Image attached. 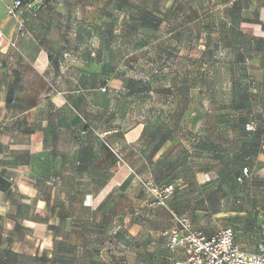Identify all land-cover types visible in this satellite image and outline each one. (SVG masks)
Wrapping results in <instances>:
<instances>
[{
  "label": "crops",
  "instance_id": "obj_1",
  "mask_svg": "<svg viewBox=\"0 0 264 264\" xmlns=\"http://www.w3.org/2000/svg\"><path fill=\"white\" fill-rule=\"evenodd\" d=\"M15 1L0 0V31L6 37L0 40V264H175L181 255L170 252L162 236L175 225V210L169 206L146 208L147 192L141 183H150L157 192L170 188L176 194L191 178L196 186L234 180L244 167L251 171L250 180L263 182L264 152L258 151V134L264 132V79L249 89L243 101L237 85L232 84L233 101L220 117L224 120L194 131L185 149L178 139L149 133L145 122L120 125L106 116L107 111L84 110L82 101L88 92L84 83L73 88L61 83L65 63L56 54L63 52L64 41L49 36L55 13L44 17L25 11L13 18L7 8ZM76 3L79 12L87 7L83 1ZM104 4L111 8L113 0H104ZM263 10L240 22V31L261 45L253 57L255 64L264 62ZM19 24L25 35L14 50L7 40L15 38ZM103 49L100 46L98 64L95 60L90 65L102 85L99 88L98 84L97 92L122 83L103 73ZM116 86L114 92L120 88ZM240 103L244 107L254 104L255 113L242 118ZM250 117L259 124L255 135L244 130ZM100 139H106L117 156L104 150ZM72 164L83 167L78 180L88 187L78 193L71 189L57 192L53 167ZM91 165L101 167L94 176L85 173L84 167ZM70 175L63 173L64 180L71 182L65 177ZM76 197L94 199L95 207L87 213L89 224L110 229L105 244L88 238L84 216L72 208L71 199ZM60 199L68 204L63 211L57 206ZM54 224H59L60 231H49ZM44 229L53 242L41 252V259L38 235Z\"/></svg>",
  "mask_w": 264,
  "mask_h": 264
},
{
  "label": "rangeland",
  "instance_id": "obj_2",
  "mask_svg": "<svg viewBox=\"0 0 264 264\" xmlns=\"http://www.w3.org/2000/svg\"><path fill=\"white\" fill-rule=\"evenodd\" d=\"M80 1L87 5L81 12L76 0H52L55 6L43 4L39 15H56L49 36L64 41L63 52L56 54L65 63L60 71L64 75L61 83L72 88L84 83L83 88L88 90L82 101L84 110L107 111L106 116L120 125L145 122L149 133L178 139L188 149L194 131L224 120L220 117L231 109L233 101L232 84L237 85L243 101L250 89L248 78L257 85L264 79V62L255 64L253 59L261 45L240 31V22L255 17L264 8V0H127V7V3H121L124 0H113L111 8L104 0ZM143 15L152 18L149 26L141 23ZM42 30L48 35L46 26ZM102 32H106L103 38ZM100 46L104 48L103 73L122 80L119 86L114 85L120 87L118 92H114V86L106 92L95 91L100 82L90 65L95 60L98 64ZM245 105L240 112L242 118L255 113L254 104ZM56 155L62 156V152ZM84 168L91 176L101 170L94 165ZM81 169L73 164L54 166L57 192L86 189L88 183L78 180ZM63 173L71 174L65 176L71 182L64 180ZM226 179L196 186L191 178L182 185L187 187L172 192L166 205L176 214L187 216L206 235L231 227L240 247L251 252L264 241V181ZM141 185L148 197L153 185L145 181ZM64 201L68 203L69 199ZM71 202L75 212L84 216L88 238L108 242L110 229L89 224L87 213L95 207L94 199L76 197ZM63 205L68 204L57 200L60 211ZM38 240L41 254L49 248L53 236L44 229Z\"/></svg>",
  "mask_w": 264,
  "mask_h": 264
},
{
  "label": "built area",
  "instance_id": "obj_3",
  "mask_svg": "<svg viewBox=\"0 0 264 264\" xmlns=\"http://www.w3.org/2000/svg\"><path fill=\"white\" fill-rule=\"evenodd\" d=\"M43 0H16L7 11L10 16L17 18L25 11H32L36 15L35 8L42 4ZM25 35L23 25L19 24V30L13 40H7L11 49L18 50V42ZM0 40H6L0 31ZM105 90V89H104ZM257 124L250 121L246 124L245 130L249 133L255 132ZM261 150L264 151V136L261 141ZM117 156V152L112 150ZM120 162H123L118 156ZM132 175H135L131 171ZM243 176L251 177L248 167L243 169ZM242 181V178L239 179ZM149 192L156 198L154 205L166 207V200L171 195V189H165L158 193L155 189ZM175 225L162 232L166 241V248L170 252L179 253L181 259L175 264H264V241L256 245L251 252L244 251L236 241L235 232L232 228L226 227L219 230L213 236H207L201 230L195 228L191 220L186 216H173Z\"/></svg>",
  "mask_w": 264,
  "mask_h": 264
},
{
  "label": "trees",
  "instance_id": "obj_4",
  "mask_svg": "<svg viewBox=\"0 0 264 264\" xmlns=\"http://www.w3.org/2000/svg\"><path fill=\"white\" fill-rule=\"evenodd\" d=\"M48 1H50V0H43V2H42V4L39 6V7H36L35 8V12H36V15L35 16H37L38 15V13H39V11H40V7L43 5V4H45V3H47ZM121 3H123V4H125V3H127V0H124L123 2H121ZM31 13V15H34L33 13H32V11L30 12ZM148 16H145V15H143L142 16V19H141V23L143 24V25H147L149 22H151V20H152V18H147ZM148 22V23H147ZM148 26H149V24H148ZM249 79V83H250V89H255L256 87H257V83H256V81L252 78V77H249L248 78ZM242 100V99H241ZM66 105V104H65ZM64 105V106H65ZM64 106H62V107H60V109H62ZM240 107H244V105H243V103H240V105H239ZM250 121H255L256 122V124H257V129H256V131L255 132H251V133H249V132H247L246 130H245V127H246V124H248ZM244 130H245V132L246 133H248V134H250V135H255V134H257L258 133V130H259V124H258V122L256 121V119L254 118V117H250V119L244 124ZM129 131H127L125 134H124V137H125V135L128 133ZM263 136H264V132H262V133H259L258 134V151L259 152H264V151H262L261 150V141H262V138H263ZM100 144L102 145V147L104 148V150H107V151H109V152H112L113 153V151L112 150H114V151H116V149L106 140V139H100ZM245 168V167H244ZM243 168V169H244ZM243 169L241 170V173L236 177V180L237 181H239V179L240 178H242V181L241 182H244V181H247L249 178H246V177H244L243 176ZM132 176H134V175H132ZM235 180V179H234ZM172 195V194H171ZM170 195V196H171ZM170 196H169V198H170ZM156 202V198L149 192V194H148V197H147V199H146V203H145V206H146V208H148V209H153L156 205H154V206H152V207H149V205H151V204H154ZM167 202V201H166ZM156 207H160V206H156ZM166 207H167V205H166ZM166 207H163V208H166ZM174 215H176V216H184V215H178V214H174ZM173 215V216H174ZM187 217V216H186ZM193 224V223H192ZM193 226H194V224H193ZM195 227V226H194ZM195 228H197V227H195ZM231 228V227H230ZM197 229H199V228H197ZM53 231V230H57V231H60V228H59V224H54L53 226H49V231ZM169 230V229H168ZM200 230V229H199ZM166 231V230H165ZM203 232V231H202ZM207 236H213V235H207ZM236 236V235H235ZM57 239H59V238H61V236H57L56 237ZM237 241V240H236ZM260 242H263V241H260ZM259 242V243H260ZM259 243H257V244H259ZM256 244V245H257ZM44 257V253H41V254H39V258H43Z\"/></svg>",
  "mask_w": 264,
  "mask_h": 264
}]
</instances>
